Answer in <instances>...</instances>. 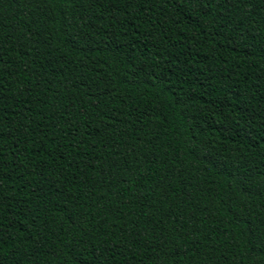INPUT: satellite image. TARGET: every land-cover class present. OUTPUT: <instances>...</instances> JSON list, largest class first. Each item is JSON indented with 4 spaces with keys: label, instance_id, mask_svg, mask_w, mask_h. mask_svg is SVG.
Returning <instances> with one entry per match:
<instances>
[{
    "label": "trees",
    "instance_id": "obj_1",
    "mask_svg": "<svg viewBox=\"0 0 264 264\" xmlns=\"http://www.w3.org/2000/svg\"><path fill=\"white\" fill-rule=\"evenodd\" d=\"M0 264H264V0H0Z\"/></svg>",
    "mask_w": 264,
    "mask_h": 264
}]
</instances>
